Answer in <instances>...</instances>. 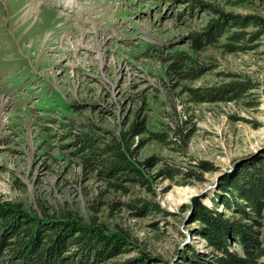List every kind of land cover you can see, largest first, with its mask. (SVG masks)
<instances>
[{
  "label": "rangeland",
  "instance_id": "1",
  "mask_svg": "<svg viewBox=\"0 0 264 264\" xmlns=\"http://www.w3.org/2000/svg\"><path fill=\"white\" fill-rule=\"evenodd\" d=\"M34 1L39 7L27 15L30 0H0V198L31 209L71 208L85 218L96 213L109 228H125L134 248L113 264H191L193 248L212 253L192 217L193 197L213 205L222 176L264 150V88L252 106L198 100L190 88L215 84L226 71L264 82V36L244 50L210 44L196 51L191 34L221 11L264 17V0ZM176 48L197 55L206 72L182 78L169 67ZM138 119L148 129L132 139L136 156L161 159L151 174L169 163L201 176L178 182L160 174L153 190L125 182L127 190L108 191L87 170L77 136L120 135ZM203 160L212 168H201ZM140 195L163 210L138 214L130 203ZM232 248L239 251V243Z\"/></svg>",
  "mask_w": 264,
  "mask_h": 264
},
{
  "label": "trees",
  "instance_id": "2",
  "mask_svg": "<svg viewBox=\"0 0 264 264\" xmlns=\"http://www.w3.org/2000/svg\"><path fill=\"white\" fill-rule=\"evenodd\" d=\"M249 25L255 29L248 31ZM191 36L192 48L196 51L210 44L222 45L227 51L244 50L264 36V17L221 11V18L211 19L206 27ZM222 38L225 41L221 44ZM168 56L169 67L182 78L206 72V65L199 63L198 56L188 50L176 48ZM223 74V79L215 84L191 87L193 97L206 101H241L248 106L259 104L253 96L264 88V82L241 73ZM147 129L145 119H138L120 135L105 138L82 130L77 136L76 142L81 143L80 156L90 168L87 170L106 181L108 191L112 187L127 190L125 182L139 183L153 190L152 177L160 174L178 182L201 176L199 169H183L169 163H163L158 174H151L149 168L160 157L152 154L139 159L138 149L132 142L136 134ZM152 132L157 138L162 135V132ZM143 142L142 139L139 146ZM210 164L206 160L198 163L203 169H211ZM219 187L212 196L213 205L205 203L203 195L193 197L192 203V217L199 222L197 231L208 239L213 251L207 253L193 248L187 260L191 264H264V150L243 159L234 171L225 173ZM130 204L138 209V214L163 210L158 200L146 195L135 197ZM234 241L239 243V251L232 248ZM133 243L125 228H109L96 213L85 218L71 208L49 211L43 205L41 209H31L22 202L0 198V261L4 264H113L112 257L133 249ZM134 258L133 263L145 260L146 256Z\"/></svg>",
  "mask_w": 264,
  "mask_h": 264
},
{
  "label": "bare ground",
  "instance_id": "3",
  "mask_svg": "<svg viewBox=\"0 0 264 264\" xmlns=\"http://www.w3.org/2000/svg\"><path fill=\"white\" fill-rule=\"evenodd\" d=\"M37 6L38 5L36 4V2L34 0H30V2L28 3V7L26 9V12L28 13L27 15L31 14L34 11V9L39 7V6L38 7Z\"/></svg>",
  "mask_w": 264,
  "mask_h": 264
}]
</instances>
